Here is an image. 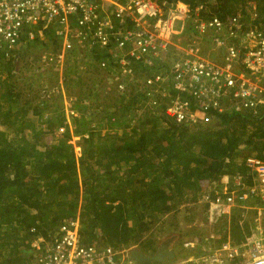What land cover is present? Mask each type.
<instances>
[{
	"label": "trees",
	"instance_id": "obj_1",
	"mask_svg": "<svg viewBox=\"0 0 264 264\" xmlns=\"http://www.w3.org/2000/svg\"><path fill=\"white\" fill-rule=\"evenodd\" d=\"M166 1L184 2L193 12L200 7L202 17L222 18L255 2L264 22V0ZM46 34L21 46L18 62L6 61L0 53V264H26L32 257L27 242L58 230L63 221L76 216L84 243L136 245L153 254L160 215L186 208L190 218L197 210L186 204L197 201L206 182L227 172H246L242 161L248 156L264 159V108L257 115H219L207 125L180 124L163 109L161 115L142 111L144 94L137 86L123 97L105 94L97 79L102 70L94 65L93 72L85 74L89 81L82 79L85 76L76 64L69 67L66 87L76 80L80 97L93 103L78 104L82 115L73 129L66 126L55 136L65 120L62 102L52 103L60 96L48 97L47 92L42 97L37 87L27 90L13 72L30 68L43 52L37 54L39 48L45 51L56 45L51 32ZM28 78L29 87H40L41 80L57 82L54 73L44 79L31 73ZM94 105L96 111L88 112ZM48 109L51 116L44 121L41 117ZM94 121L96 127L91 125ZM106 126L111 129L104 132ZM49 135L53 137L47 142ZM73 136L78 137L74 143ZM75 146L81 148L79 154ZM255 214L250 211L244 219L240 214L232 216L233 240L251 234ZM199 232L204 233L202 228ZM152 262L148 264L158 263Z\"/></svg>",
	"mask_w": 264,
	"mask_h": 264
},
{
	"label": "built area",
	"instance_id": "obj_2",
	"mask_svg": "<svg viewBox=\"0 0 264 264\" xmlns=\"http://www.w3.org/2000/svg\"><path fill=\"white\" fill-rule=\"evenodd\" d=\"M200 9L193 12L184 2L166 0H0V53L18 62L21 46L51 32L56 45L31 66L35 78L56 75L54 85L41 80V87L48 97L61 98L65 120L58 134L66 126L73 129L82 115L78 104L93 103L66 88V73L74 64L81 74L90 75L91 65L102 70L97 79L105 94L123 97L137 86L144 94L142 111L165 113L180 124L207 125L233 112L257 115L264 108V22L257 3L224 18L202 17ZM13 72L19 73L17 68ZM50 116L48 109L41 119ZM242 162L246 172H227L206 182L197 201L187 203L204 207L203 221L212 229L181 243L178 259L240 264L264 258V159L251 155ZM250 211H256L251 234L233 240L232 216L244 219ZM80 230L76 216L34 237L26 244L32 255L26 264H139L130 258L133 249H140L136 245L84 243Z\"/></svg>",
	"mask_w": 264,
	"mask_h": 264
},
{
	"label": "rangeland",
	"instance_id": "obj_3",
	"mask_svg": "<svg viewBox=\"0 0 264 264\" xmlns=\"http://www.w3.org/2000/svg\"><path fill=\"white\" fill-rule=\"evenodd\" d=\"M37 47H38V45H37ZM48 48L49 47H47V49ZM37 49L38 48H33L34 51H36ZM40 51H44L43 47L39 48V50L37 51V54ZM34 54H36V53H34ZM34 63H35L34 66L37 65V60H34ZM34 66H31L30 68H26V69L25 68L18 69L19 73L17 75H19L18 77L21 79L20 82H21L22 86H24L27 90L30 89L33 91H35V88L37 87L40 90V95L42 97H44L45 93L43 92L41 86L39 87V86H36L33 84L32 87H29V85L32 83V80H31L32 77L31 78H28V77L31 76L32 68ZM82 75L85 76V77L82 76L83 80L89 81V77L87 76V75H89V72L87 73V75H85V73H83ZM1 76L4 77L5 73L2 72ZM54 84L55 83H52L49 81L47 83V86L51 87ZM66 88H67V90H69V92L71 91L75 94H80L78 91L80 89V85L78 84V82L76 80H73V85L71 88H69V87H66ZM54 96H57V94H55ZM92 96H93L92 99L95 100L94 95H92ZM53 102L60 103L62 101H61V98L55 97V99L52 101V103ZM58 135L59 134L56 133L55 136H58ZM50 138H48V139H50ZM186 206H191V205L187 204ZM192 207H195L197 212L194 214H191L190 218H188V211L186 208L181 209V211L176 212V214H174V212H170L168 215L166 213V214H162L159 216L155 230H154L156 232L155 237H156L158 243L160 241L168 238V237H172V236H177V238L180 237L181 238L180 241L178 243H176L177 250L179 251L180 250L179 246H181V243H185L188 240V238L190 236H192L193 234L200 233L199 232L200 228H202L203 231L208 232V233L211 231V229H212L211 226L206 225L204 223V221L202 220L203 219V212L201 210L202 207L197 206V205L196 206L192 205ZM222 230H223V227H221V231ZM248 263H250V261L249 262H243L240 264H248ZM167 264H199V263H196L194 261L184 262L181 257L179 259H178V257H176L174 260L167 262Z\"/></svg>",
	"mask_w": 264,
	"mask_h": 264
},
{
	"label": "water",
	"instance_id": "obj_4",
	"mask_svg": "<svg viewBox=\"0 0 264 264\" xmlns=\"http://www.w3.org/2000/svg\"><path fill=\"white\" fill-rule=\"evenodd\" d=\"M130 258L137 260L139 264L146 261L169 262L176 258V251L167 245L157 248V251L152 255H147L140 249H133ZM248 264H264V258L256 259Z\"/></svg>",
	"mask_w": 264,
	"mask_h": 264
},
{
	"label": "flooded vegetation",
	"instance_id": "obj_5",
	"mask_svg": "<svg viewBox=\"0 0 264 264\" xmlns=\"http://www.w3.org/2000/svg\"><path fill=\"white\" fill-rule=\"evenodd\" d=\"M180 239H181V238H180V237L177 238V236L168 237V238H166V239L160 241V242L158 243V247H157V248H159V247H161V246H165V245H167V246H169V247H171V248H174L175 251H176V254H177L176 243H178V242L180 241ZM153 254H154V253H153ZM151 255H152V254H151ZM155 262H156V261H153L152 263H155ZM157 264H159V262H158ZM162 264H167V262H162Z\"/></svg>",
	"mask_w": 264,
	"mask_h": 264
},
{
	"label": "crops",
	"instance_id": "obj_6",
	"mask_svg": "<svg viewBox=\"0 0 264 264\" xmlns=\"http://www.w3.org/2000/svg\"><path fill=\"white\" fill-rule=\"evenodd\" d=\"M0 127L3 128V124H0ZM128 131H129V130H128ZM50 137H51V138H50ZM52 137H53L52 135L47 136V137H46V141H47V142H50V141L52 140ZM48 138H50V139H48ZM75 139H78V137H76ZM75 141H76V140H75Z\"/></svg>",
	"mask_w": 264,
	"mask_h": 264
}]
</instances>
